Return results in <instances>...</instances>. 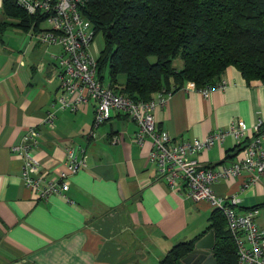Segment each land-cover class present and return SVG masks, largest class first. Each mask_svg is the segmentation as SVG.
<instances>
[{"label": "crops", "instance_id": "crops-1", "mask_svg": "<svg viewBox=\"0 0 264 264\" xmlns=\"http://www.w3.org/2000/svg\"><path fill=\"white\" fill-rule=\"evenodd\" d=\"M10 26L0 30V264H159L174 244L202 233L212 208L156 179L147 160L151 143L135 142V123L117 114L94 128L92 102L75 112L59 109L55 52L35 38L40 30L16 36ZM222 77L228 85L208 97L175 90L154 113L157 128L192 140L243 121L252 133L256 119L264 120V83H246L232 67ZM47 110L55 113L50 128L41 126ZM32 127L42 134L30 152L38 164L33 176L56 181L66 149L84 150L85 166L69 176L72 203L55 194L39 199L22 184L24 160L14 148ZM234 145L225 137L196 158L228 164L237 156ZM245 177L222 178L213 189L238 193L239 213L258 207L255 221L264 231V177L244 187Z\"/></svg>", "mask_w": 264, "mask_h": 264}, {"label": "built area", "instance_id": "built-area-1", "mask_svg": "<svg viewBox=\"0 0 264 264\" xmlns=\"http://www.w3.org/2000/svg\"><path fill=\"white\" fill-rule=\"evenodd\" d=\"M86 0H15L16 4L29 15L42 17L46 24L35 36L42 45H59L60 53L51 54L57 60L56 78L59 81L54 102L59 109L72 112L90 102L94 107V127L109 121L117 114L135 123V142L143 145L149 140L151 147L147 160L155 166L156 179L163 181L170 191L182 193L192 202H205L212 209L219 208L227 220V229L236 247L237 264H264V231L256 224L260 209L251 207L239 213L238 193L219 194L213 185L226 177L237 178L246 175L244 187L260 182L264 177V120L256 119L252 133L243 121H232L226 129H218L204 138L180 140L165 130L158 129L154 113L163 108L174 89L157 90L147 101H136L115 92L97 76V53L92 51L94 32L90 23L82 16L81 8ZM94 48V46H93ZM228 80L220 78L215 84L197 88L194 82H186L182 89L194 90L208 97L212 90H222ZM55 113L47 110L41 121L43 127H53ZM41 131L29 128L14 150L23 158L22 184L34 190L39 199L46 200L50 195L62 196L72 203L66 192L69 189V176L85 166L84 150L80 155L74 146L66 149L64 166L56 181L46 180L40 175L33 176L38 164L31 156V150L40 141ZM225 137L234 141L239 148L237 156L228 164L216 167L202 164L196 155ZM242 190H244L242 188Z\"/></svg>", "mask_w": 264, "mask_h": 264}, {"label": "trees", "instance_id": "trees-1", "mask_svg": "<svg viewBox=\"0 0 264 264\" xmlns=\"http://www.w3.org/2000/svg\"><path fill=\"white\" fill-rule=\"evenodd\" d=\"M81 13L94 35L102 36L98 78L133 100L147 101L157 90L175 91L189 81L197 88L211 86L230 67L246 83H264V0H86ZM36 17L15 0H1V31L14 25L37 32L42 17ZM176 59L179 67L173 65ZM210 230L215 264H237L219 208L212 209L202 233L174 244L159 264H180Z\"/></svg>", "mask_w": 264, "mask_h": 264}, {"label": "water", "instance_id": "water-1", "mask_svg": "<svg viewBox=\"0 0 264 264\" xmlns=\"http://www.w3.org/2000/svg\"><path fill=\"white\" fill-rule=\"evenodd\" d=\"M214 241V232L210 230L196 240L193 250L181 259L180 264H215L211 253Z\"/></svg>", "mask_w": 264, "mask_h": 264}, {"label": "rangeland", "instance_id": "rangeland-1", "mask_svg": "<svg viewBox=\"0 0 264 264\" xmlns=\"http://www.w3.org/2000/svg\"><path fill=\"white\" fill-rule=\"evenodd\" d=\"M0 8H1V0H0ZM46 24L45 23H40L39 24V30L42 29V27H45ZM7 32H11L14 33L16 36H19L21 35L23 32L21 29H19L18 27H15V26H10L8 28V31ZM28 33H32V30H28L27 31ZM102 43H103V40H102V36L100 34H97L95 37H94V40H93V46H94V51L95 53H97L99 50H100V47L102 46ZM49 51H54L55 53H60L61 52V47L59 45H49ZM155 60L154 57H150V61L153 62ZM173 65L175 67H179L181 65V62L179 60H174V63Z\"/></svg>", "mask_w": 264, "mask_h": 264}]
</instances>
